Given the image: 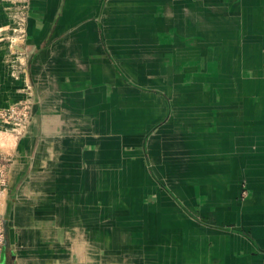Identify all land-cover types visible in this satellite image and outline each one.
<instances>
[{"label": "crops", "instance_id": "0c3cea01", "mask_svg": "<svg viewBox=\"0 0 264 264\" xmlns=\"http://www.w3.org/2000/svg\"><path fill=\"white\" fill-rule=\"evenodd\" d=\"M24 1L19 63L3 39L10 3L0 0V108L31 103L9 154L0 264H76L60 255L76 205L85 225L112 221L102 234L109 245H97L110 252L101 264H264V0ZM104 122L132 133L127 153L143 156L148 186L158 191L143 218L176 217L174 247L161 238L136 260L135 239L118 217L103 218L101 209L87 216V204H114L87 194L105 185L94 178L102 171ZM130 171V182L144 181L134 163ZM26 172L32 199L47 189L45 258L17 252L31 234L13 229L6 214ZM91 262L81 255L77 264Z\"/></svg>", "mask_w": 264, "mask_h": 264}, {"label": "rangeland", "instance_id": "374dc122", "mask_svg": "<svg viewBox=\"0 0 264 264\" xmlns=\"http://www.w3.org/2000/svg\"><path fill=\"white\" fill-rule=\"evenodd\" d=\"M119 125L120 126L118 132L115 133V131H113V124H111L110 122L103 123L102 134L104 146L102 148V164L98 166L102 167V171L97 170L95 172V177L94 173H92V176L95 178L97 183L102 180V183L105 185L102 188L95 187L96 189H87V194L91 193L92 195H94L95 192L99 194L101 193V195L104 194L105 197L110 196L114 204H112L111 201L106 200L105 202L103 201L104 203L101 206H91L90 204H87L85 205V209L87 216H98L100 215L101 209V216L103 218H105L106 215H111V217L113 216L115 219L118 217L119 229L128 231L129 235L131 234L135 239V241H133L132 247H134L133 250L136 255V260H138V257L143 255L141 250H143L145 244H160L161 238L163 239V243H166L165 245H167V247H174V238H172L171 236L175 232V225L178 221H176V217H174L173 215L171 216V218H169L170 213L167 214L166 219H161L159 221L147 220L143 218L144 214H146L145 212L147 211L148 206L154 202V193H158V191L156 190V188L153 189L148 186V173L145 170L143 156L141 154H128L130 152L128 147H130V143L132 142L130 140L128 142V135L131 136L132 133H128L125 128H122L121 123H119ZM147 136L148 134L146 135L145 143L148 141ZM110 138L112 139L109 140V142H105ZM136 151L139 152V149H137V147ZM133 163L143 177L142 179L144 181H134L135 183L130 182L132 180V171H130V168L132 169ZM29 175L30 174L26 172L25 177H23L22 180L18 181L16 189L11 193L8 199L6 212L7 218H9L10 220L12 219L11 225L13 224L14 220H17L16 213H21L22 211L26 212L27 219H25L24 221V223H26L25 225H23L24 223L21 225L22 220L21 222L16 221V229L17 226L21 228H28L29 231H25L31 234L23 237L28 241L31 240L30 245H28L27 248H22L21 245H18L16 247L17 249H19V251L17 252L20 253L25 260L30 259L32 256L36 258H45L44 256L47 253L48 246V220L46 219V211L48 210V208L47 203L45 202V196L43 194V192L46 193L47 189L40 190L41 194L39 200L32 199L31 194L33 191L29 187V181H27V179H30L31 177V175L30 177ZM50 175L52 177V174ZM81 190L83 191L84 189H77V193L75 194V197L77 199L80 196L77 194L78 192H82ZM35 194L37 193L35 192ZM33 200L34 203L32 202ZM118 200L119 207L117 205L118 208L115 209ZM37 201H39L40 203L37 204ZM75 207L77 208H72L73 211L76 212L72 215L73 218H71L70 220H66V226L68 227V230H71L70 232H68L69 235L66 236L65 239L61 240V247H65L64 249H60V251H64L63 253H60V255L63 256L61 260L65 263L71 261L77 264L80 256L83 255L86 256V258H89V260L92 261L91 263L101 264V256L110 254V252H104L103 254H101L100 250H97V245H109V243H107L106 237L103 238L102 244V234L104 233L103 236H108L112 226V221L105 218L104 220H101L99 222L97 220L98 224H94L93 219H88L85 225V220L81 218V216H84V214L82 215L83 205H76ZM135 209H137V212ZM146 216H148V214ZM115 223H117V220H115ZM186 225L184 227H186ZM95 226L102 227V231L95 230ZM187 226L189 227V225ZM81 231L83 233H87V235L78 236L77 234ZM96 231H98L100 234H93L94 232L96 233ZM84 246L88 247L86 251L84 250ZM155 249H157V247H155ZM151 252L152 260H158L159 252ZM171 254H173V252H171ZM120 255H125V251L122 250V253ZM102 262L103 264H110L108 261L105 262L104 259H102ZM124 262L125 261L122 260L119 261V263Z\"/></svg>", "mask_w": 264, "mask_h": 264}, {"label": "built area", "instance_id": "2783aa9c", "mask_svg": "<svg viewBox=\"0 0 264 264\" xmlns=\"http://www.w3.org/2000/svg\"><path fill=\"white\" fill-rule=\"evenodd\" d=\"M10 3L6 13L10 24L6 29L4 40L9 53L14 55L19 63L25 58L23 46L26 43V24L28 8L24 0H3ZM21 50V51H19ZM31 103L11 104L0 108V205L6 190L10 151L15 143L24 135L30 121ZM5 241V225L0 213V253Z\"/></svg>", "mask_w": 264, "mask_h": 264}, {"label": "bare ground", "instance_id": "6f19581e", "mask_svg": "<svg viewBox=\"0 0 264 264\" xmlns=\"http://www.w3.org/2000/svg\"><path fill=\"white\" fill-rule=\"evenodd\" d=\"M25 213V214H24ZM26 218V212L22 211L21 213H16V219L21 222L25 221ZM13 227V229H16V220H14L13 224L11 225ZM13 233V232H12ZM13 240V239H12Z\"/></svg>", "mask_w": 264, "mask_h": 264}]
</instances>
